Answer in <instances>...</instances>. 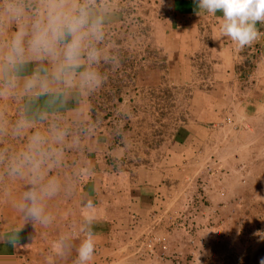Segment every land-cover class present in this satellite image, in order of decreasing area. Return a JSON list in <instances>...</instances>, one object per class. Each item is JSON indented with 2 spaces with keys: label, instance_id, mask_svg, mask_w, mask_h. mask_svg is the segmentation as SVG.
Segmentation results:
<instances>
[{
  "label": "crops",
  "instance_id": "0c3cea01",
  "mask_svg": "<svg viewBox=\"0 0 264 264\" xmlns=\"http://www.w3.org/2000/svg\"><path fill=\"white\" fill-rule=\"evenodd\" d=\"M0 264H264V0H0Z\"/></svg>",
  "mask_w": 264,
  "mask_h": 264
},
{
  "label": "rangeland",
  "instance_id": "374dc122",
  "mask_svg": "<svg viewBox=\"0 0 264 264\" xmlns=\"http://www.w3.org/2000/svg\"><path fill=\"white\" fill-rule=\"evenodd\" d=\"M156 17H157V14H156ZM156 17H155V18H156ZM153 18H154V12H151V11H150V19L152 20Z\"/></svg>",
  "mask_w": 264,
  "mask_h": 264
}]
</instances>
